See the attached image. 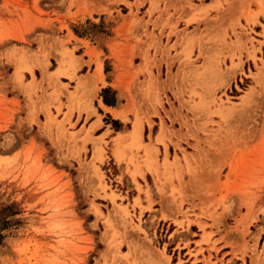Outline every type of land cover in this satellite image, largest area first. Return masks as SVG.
Here are the masks:
<instances>
[{
  "label": "rangeland",
  "instance_id": "1",
  "mask_svg": "<svg viewBox=\"0 0 264 264\" xmlns=\"http://www.w3.org/2000/svg\"><path fill=\"white\" fill-rule=\"evenodd\" d=\"M82 56L127 94L150 79L109 141ZM133 165L158 227L122 194ZM215 234L264 252V0H0V264H226Z\"/></svg>",
  "mask_w": 264,
  "mask_h": 264
},
{
  "label": "crops",
  "instance_id": "2",
  "mask_svg": "<svg viewBox=\"0 0 264 264\" xmlns=\"http://www.w3.org/2000/svg\"><path fill=\"white\" fill-rule=\"evenodd\" d=\"M152 53H153V49L149 51L150 55H152ZM133 63L135 64V62ZM104 64H105V59H102L101 74H99V72H96V63L93 62V63L87 64L86 58L82 56V62L80 64L79 70L83 68L86 69L87 67L88 69L86 72H83V73L82 72L79 73L78 71L77 75L78 74L87 75V78L82 80V83H81L85 85V88L89 89V88H94L96 86L95 95L93 98V107L95 111L89 115L88 120L86 121L87 125L85 126H89L90 124L94 123L95 127H94L93 136L95 138L102 136L103 140L109 141L110 137H115L111 132L114 130L111 129L107 123H105V121L103 120V116L109 115L111 118L118 119L119 121H123L124 119L127 118V116L128 118H130L129 115H132L131 110L133 108L132 105H133L134 98H139V95H141L139 94V92H141L143 96L146 95L147 91H146V88H144V85L150 82V79L147 74L139 73V70L135 68V70H133L132 72V76L136 77L137 80L143 82V86H142V89H140L138 86L133 85L130 90V94H127L125 93L124 88L122 86V78H121L122 75L121 74L123 71L119 70V68H114L113 66V70L111 71V77H109L108 78L109 80H107V77L105 75ZM135 65L136 66L139 65L140 68H143L145 66L142 60L139 61L138 64H135ZM177 65H178L177 62L172 63L171 68H170L171 74H174V70L177 68ZM116 67H119V64H117ZM164 70H166V63L163 61L159 64V69L156 66L152 67V73L154 76H157L159 73L160 78L158 81L165 80ZM101 76H102L103 81L101 80ZM171 79H173V76ZM189 81L190 83L193 82L192 77L189 79ZM61 82L65 83L66 81L61 80ZM169 83H171V80L167 84ZM69 85L73 87V85L71 84ZM106 87H108L111 91L115 92L114 97L104 98V96L101 95L102 89ZM68 90H71V89H68ZM9 93L6 94L7 98H9V95H8ZM12 94H14V92H12ZM166 94H168V91H166ZM17 98L21 100L20 93L17 94ZM119 99H123V101H119ZM99 110H102V113L99 112ZM75 116H76V112L73 113V117ZM84 117H85V113H81L80 120H83ZM132 120L133 118L131 119V121ZM135 126H138L141 128V137L145 136L147 124L142 123L141 125V123H139L138 121L134 123L133 128L131 125V127L127 129V131L120 130V131H115V132L126 133L132 128V130H130L129 132V133H132ZM157 132L158 130L155 133L152 131V134L155 136ZM157 146L159 149H161L160 145H157ZM103 165L104 163L98 164V166L102 170H103ZM125 167L126 166L122 165V168L124 170H125ZM128 168L131 171V175L130 173L125 172L126 173L125 178L127 179L129 186H131L130 187L131 193L129 195L126 191H124V193L122 192V194L123 195L126 194V196H128V203L130 206L133 205L134 200L137 199L140 201V206L144 207L141 211V215H142L141 225H143V222L148 221L151 223L152 226L158 227L160 223H164L168 221V219H165L162 216L163 207L161 208V206H159L157 194L155 193L154 189L149 187L151 199L153 201L149 205L148 196L146 192L144 191L146 188L143 182V178L139 175L133 174L134 168H136L134 165L129 166ZM144 176L146 178L147 172L144 173ZM134 179L136 180V182H138L141 185L142 192H139L137 190ZM140 206L135 205L133 209L129 207L131 210L134 211L136 218L140 212ZM214 238L218 240L216 246L220 252H223L224 258H225L224 261L226 262V264H243L241 260V255L243 254L242 252H245V254L243 255V258L245 259V264H264V252L262 253L259 252L260 250L259 240L261 238V234L258 235L257 239L248 238L247 243L249 245L250 250H247V251L246 250L244 251L241 241L238 242L234 240H228L226 238H221L220 235L218 234H215ZM203 248L205 249V247ZM253 248H255V251H256L254 253H252ZM210 254L213 256L212 252H210ZM203 255L206 256V253L204 251H203Z\"/></svg>",
  "mask_w": 264,
  "mask_h": 264
},
{
  "label": "bare ground",
  "instance_id": "3",
  "mask_svg": "<svg viewBox=\"0 0 264 264\" xmlns=\"http://www.w3.org/2000/svg\"><path fill=\"white\" fill-rule=\"evenodd\" d=\"M20 72V71H19ZM57 75H59V74H62L63 73V71L60 69V68H58L57 70H56V72H55ZM133 134H134V136H135V138L136 139H139L140 137H141V128L140 127H138V126H135V128H134V130H133ZM122 136V135H121ZM124 136V135H123ZM122 136V137H123ZM117 157H120L121 158V152H120V150H118L117 152Z\"/></svg>",
  "mask_w": 264,
  "mask_h": 264
}]
</instances>
